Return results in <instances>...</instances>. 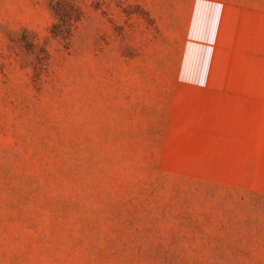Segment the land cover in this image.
Masks as SVG:
<instances>
[{
	"label": "rangeland",
	"instance_id": "rangeland-1",
	"mask_svg": "<svg viewBox=\"0 0 264 264\" xmlns=\"http://www.w3.org/2000/svg\"><path fill=\"white\" fill-rule=\"evenodd\" d=\"M0 264H264V0H0Z\"/></svg>",
	"mask_w": 264,
	"mask_h": 264
},
{
	"label": "crops",
	"instance_id": "crops-1",
	"mask_svg": "<svg viewBox=\"0 0 264 264\" xmlns=\"http://www.w3.org/2000/svg\"><path fill=\"white\" fill-rule=\"evenodd\" d=\"M204 79V78H202ZM195 87H198L199 89L205 90L209 93H223L226 94L227 90L224 88V85L222 82L219 83H210L208 84L205 80H195L193 83Z\"/></svg>",
	"mask_w": 264,
	"mask_h": 264
}]
</instances>
